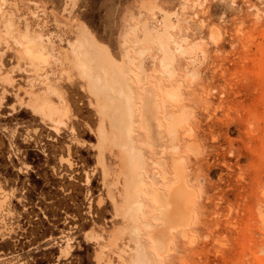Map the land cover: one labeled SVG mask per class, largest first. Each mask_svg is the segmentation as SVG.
Returning <instances> with one entry per match:
<instances>
[{
  "label": "rangeland",
  "instance_id": "rangeland-1",
  "mask_svg": "<svg viewBox=\"0 0 264 264\" xmlns=\"http://www.w3.org/2000/svg\"><path fill=\"white\" fill-rule=\"evenodd\" d=\"M145 1L0 0V29L12 20L41 34L51 55L38 73L14 37L0 40V264H138L143 252L152 264H264V0H152L154 12ZM163 13L184 41L174 75L160 70L158 44L138 53L131 29L144 19L160 26ZM80 43L116 79L131 75L133 153L75 65ZM164 84L179 86L181 99L167 98ZM33 97L63 109V122L34 112ZM169 109L183 116L176 145ZM178 160L190 223L160 253L152 198L142 196L136 237L119 194L139 175L150 191H168Z\"/></svg>",
  "mask_w": 264,
  "mask_h": 264
},
{
  "label": "bare ground",
  "instance_id": "bare-ground-1",
  "mask_svg": "<svg viewBox=\"0 0 264 264\" xmlns=\"http://www.w3.org/2000/svg\"><path fill=\"white\" fill-rule=\"evenodd\" d=\"M146 4H149V8L151 9L155 7L154 6L155 3H153L152 0L151 1L147 0V2L146 1L143 2L142 6H146ZM146 9L148 8L146 7ZM161 10L162 9L159 8V11ZM1 11L2 10L0 6V12ZM11 21L6 25L5 31L4 30L2 31L0 29V40L5 35H8V37L9 36L14 37L19 47L21 48L22 54H20V57L22 55L23 58L27 59L29 64L33 68V70L39 73V71H41L42 68H44V66L49 64L50 62V56H51L50 55V45L48 43L50 42V39L49 41H44L41 34L36 33V35H31L29 32H25V31H24L25 33L20 32L19 27H17L16 24ZM141 23H142L141 26L137 24L131 26L132 32L135 34V45H136V49L138 50V53L144 56L145 53L150 51L151 43H154L156 45L158 44L159 50L161 51V58L159 60L160 70L162 71V73H165V74L168 73V75L169 74L174 75L173 72L175 71L176 73V70L174 67L176 50L180 51L183 49L184 51L185 49L183 47L184 46L183 43L181 42L183 41V39L178 40L177 37L172 33V31L178 25V23L173 20L172 15L169 13L162 14L160 26L151 24L152 22L150 23V21H148L147 19H144L143 22ZM26 28H28V26ZM218 36L219 35L216 32H213L212 37H213V40L215 39L214 41L219 40ZM185 51H189V50H185ZM2 55L3 54L0 53V56ZM126 55L128 57L129 63L132 64L134 62V57L131 55L130 50H127ZM75 56H76L75 65L81 70L82 73L87 74L91 78L92 85L95 88V90L103 93L105 97V101H106L105 106L111 107V111L108 112L111 118V122L115 125L121 124L122 136H123L122 143H121L122 148L129 149L133 153L134 152L133 151L134 150L133 149L134 148L133 135H134V122H135L134 117L136 115L137 104L135 100L136 91L132 84L133 81L130 78L131 75L129 76L130 73L126 74V78L124 81L116 79L114 75L111 73V71L107 68V66L103 63L102 59L99 57V60L97 61L95 58L96 55L93 54L91 50H88L84 46L83 43H80L79 47L75 50ZM1 63L2 62L0 61V64ZM130 69L133 70L134 68L131 67ZM128 72H130V70ZM49 86L50 85H47L48 89H50ZM163 87L166 91L167 98L181 99L182 95H181L179 86L176 87L175 85V87H172V86L168 87L167 85L164 84ZM117 100H121L122 104L120 105L119 103H117L116 102ZM37 102L38 101L34 98L33 103H28L34 112L42 116L50 118L52 121L56 122V124L63 122V109L54 106L55 104L53 105L51 101L49 102L46 98L42 100V103H40V105H37L36 104ZM102 112H105V110H102ZM168 113L170 114V131L172 133L171 136H173L172 138L173 143L175 142V145H176L178 130H179L180 125L182 124L183 116H181L182 114L180 112H177L173 109H169ZM186 118H188V116ZM111 138L112 140L115 139L114 134L111 135ZM67 162H70V161H67ZM99 162L103 164L102 152H100ZM123 166L124 165L120 167L121 170L117 174V177H116L117 181H119V174L122 172ZM162 167L164 169L165 164ZM165 176L166 174H163L164 178ZM147 183L148 181L146 182L144 178L142 177V175H139L137 181H135L133 185H130L128 182H125L124 184H122L123 189L125 190V194L121 192L119 194L121 198H124L122 202L120 203V208L122 209L124 216L130 218V220L135 222L136 226L132 232L134 236L138 237L140 234L141 228L137 223L140 220V212L144 206V200L142 196L145 193L148 196H150L154 203L155 222L158 224L157 227L154 229V231L151 233L152 241L158 252L165 253L166 250L168 249L171 235L173 234V232L179 228H182V229L185 228L190 223L189 218H190L191 212L188 209V206H187L188 204H186L187 198L185 199V195L186 193H188L186 191H188L189 185L187 182L183 161L178 160L175 163L174 177L168 183V191H166L162 187H156L155 189L150 191L147 188ZM0 195L2 194L0 193ZM129 197H132V200H129ZM112 199L114 200L113 202L117 204L116 200L114 199V196H112ZM1 206H2V203L0 201V213L3 212V209L1 208ZM2 220L4 219H1V221ZM149 225H152V223L149 222ZM114 241H115V238L112 237L110 239V243L113 245L114 244L116 245ZM65 250L66 249H64V253H66ZM98 254H101V253H98ZM119 257L121 258L122 255L119 254ZM138 260H139L138 264H152V261L144 255V252L140 253V255L138 254Z\"/></svg>",
  "mask_w": 264,
  "mask_h": 264
}]
</instances>
